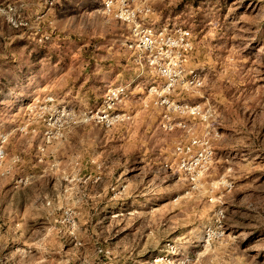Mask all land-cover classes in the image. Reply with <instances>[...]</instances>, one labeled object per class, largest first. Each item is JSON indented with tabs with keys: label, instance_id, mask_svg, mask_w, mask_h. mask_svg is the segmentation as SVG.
<instances>
[{
	"label": "rangeland",
	"instance_id": "374dc122",
	"mask_svg": "<svg viewBox=\"0 0 264 264\" xmlns=\"http://www.w3.org/2000/svg\"><path fill=\"white\" fill-rule=\"evenodd\" d=\"M103 2L0 22V51L13 39L0 58V264H264V0H155L144 17L191 30L193 51L156 60L176 83L167 97L196 115L162 103L169 80ZM121 85L116 111L131 119L107 126L97 117Z\"/></svg>",
	"mask_w": 264,
	"mask_h": 264
},
{
	"label": "built area",
	"instance_id": "2783aa9c",
	"mask_svg": "<svg viewBox=\"0 0 264 264\" xmlns=\"http://www.w3.org/2000/svg\"><path fill=\"white\" fill-rule=\"evenodd\" d=\"M155 0H104L102 10L105 14L113 16L116 20L129 25L131 39L128 40L129 47L136 50L139 57H143L146 66L150 71L157 69V72L166 77L169 82L164 84V88L160 95L164 96L162 103L171 107L173 110L182 115H196L200 112V105H191L186 102L170 101L167 97L174 90L176 83L171 78L168 67L158 63L156 58L159 55H170L175 50L179 54L189 53L193 51L192 32L188 28L169 29L168 26H153L144 22V17L153 14V2ZM54 0H49L45 4L47 10L51 7ZM25 0H0V22L7 26L20 29L28 26V22L22 15L25 9ZM45 13V12H44ZM49 39V37H46ZM196 87H200L202 83L196 81ZM151 93H157L156 87L149 89ZM128 96L126 86H118L109 94L108 101L105 102L104 109L100 110L97 117L99 121L105 122L107 126L116 123H124L131 119L127 113L117 112V106ZM54 98L49 97L47 102H53ZM198 141L193 139L191 145H181L177 147L180 154L191 152L193 145ZM2 151H0L1 154ZM186 168V162L183 161Z\"/></svg>",
	"mask_w": 264,
	"mask_h": 264
},
{
	"label": "crops",
	"instance_id": "0c3cea01",
	"mask_svg": "<svg viewBox=\"0 0 264 264\" xmlns=\"http://www.w3.org/2000/svg\"><path fill=\"white\" fill-rule=\"evenodd\" d=\"M26 1V5H25V9H27V15L32 16V14L34 13V11L36 10L37 6L38 8H41L43 10V12H45L46 16H47V20L54 23L56 22V15H55V11L57 8V3L58 0H54V3L51 7H48L47 10L45 8V4L47 1L49 0H25ZM46 20V21H47ZM0 27H5L3 24L0 23ZM6 47L5 50H1L0 51V58L5 60L7 62L8 59H10L13 56V51L8 48V44L10 46V43L13 42V39H10L8 37H6ZM11 47V46H10Z\"/></svg>",
	"mask_w": 264,
	"mask_h": 264
}]
</instances>
